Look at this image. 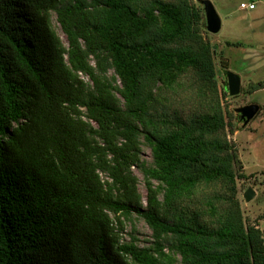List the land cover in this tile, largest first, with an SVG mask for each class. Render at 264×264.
I'll use <instances>...</instances> for the list:
<instances>
[{"label": "trees", "instance_id": "1", "mask_svg": "<svg viewBox=\"0 0 264 264\" xmlns=\"http://www.w3.org/2000/svg\"><path fill=\"white\" fill-rule=\"evenodd\" d=\"M204 21L192 0H0V264H264L218 97L195 120L168 98L195 76L214 95ZM134 213L150 247L123 241Z\"/></svg>", "mask_w": 264, "mask_h": 264}, {"label": "rangeland", "instance_id": "2", "mask_svg": "<svg viewBox=\"0 0 264 264\" xmlns=\"http://www.w3.org/2000/svg\"><path fill=\"white\" fill-rule=\"evenodd\" d=\"M209 1L221 19V29L216 34L209 33L205 25L203 27L205 31L203 37L211 46L215 65L212 92L214 95H208L205 100L199 98L193 87L197 79L195 76L192 80H183L185 92L175 90L176 94L171 93L168 98L172 99L173 110L177 116L195 120L209 113L211 108H208L209 100H217L218 97L226 113L224 135L226 140L233 145L237 155L238 164H233V168L237 174H243L246 178L236 180L237 199L244 217L252 223L264 217V88L249 93L252 86L264 82L262 81L264 80V4L263 2L258 3L256 9L251 11V9L240 8L241 3L249 4V0ZM192 2L202 8L198 0H192ZM53 25L64 40V35L60 32L54 15ZM227 72L240 76V92L236 96H229L226 90ZM84 79L87 81V78ZM198 84H202L200 80ZM202 93H205V90H202ZM206 93L209 94L211 91L208 89ZM250 104H257L259 110L248 123L243 125L235 109ZM170 110L172 111V108ZM142 159L147 162L151 161L150 149L146 146L142 147ZM133 172L139 179L138 189L145 196L143 175L136 169H133ZM249 187L255 195L249 202H246L243 195ZM212 189L219 194L230 193L219 186ZM186 204L191 209L193 208V203L186 201ZM198 208L199 205L195 202L194 209ZM122 238L126 242L134 239L140 248L150 247L153 241L151 230L143 218L135 213L125 220ZM177 259L178 262L175 264H180L179 257Z\"/></svg>", "mask_w": 264, "mask_h": 264}, {"label": "water", "instance_id": "3", "mask_svg": "<svg viewBox=\"0 0 264 264\" xmlns=\"http://www.w3.org/2000/svg\"><path fill=\"white\" fill-rule=\"evenodd\" d=\"M199 3L202 5L204 17H205V29L212 34H216L221 29V19L217 14L214 6L209 0H198ZM227 83H226V90L229 96H236L240 92V84L241 79L240 76L227 72ZM259 110V106L257 104H250L243 107H239L235 109V112L240 116V120L242 121L243 125L248 123L253 116ZM254 191L249 187L245 190L243 197L245 198L246 202H249L254 197Z\"/></svg>", "mask_w": 264, "mask_h": 264}, {"label": "crops", "instance_id": "4", "mask_svg": "<svg viewBox=\"0 0 264 264\" xmlns=\"http://www.w3.org/2000/svg\"><path fill=\"white\" fill-rule=\"evenodd\" d=\"M262 2L264 4V0H249V3L255 4V7L253 9H251V11L256 9L258 3H262ZM262 81H264V80H262ZM258 224H259V228L264 233V217L261 220H259Z\"/></svg>", "mask_w": 264, "mask_h": 264}, {"label": "built area", "instance_id": "5", "mask_svg": "<svg viewBox=\"0 0 264 264\" xmlns=\"http://www.w3.org/2000/svg\"><path fill=\"white\" fill-rule=\"evenodd\" d=\"M255 7V4L254 3H241L240 4V8L241 9H253Z\"/></svg>", "mask_w": 264, "mask_h": 264}]
</instances>
